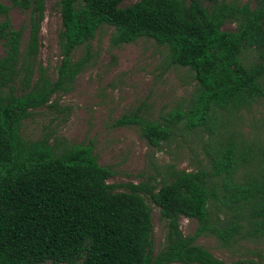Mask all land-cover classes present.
Listing matches in <instances>:
<instances>
[{"label": "trees", "instance_id": "obj_1", "mask_svg": "<svg viewBox=\"0 0 264 264\" xmlns=\"http://www.w3.org/2000/svg\"><path fill=\"white\" fill-rule=\"evenodd\" d=\"M13 1L30 11V35L22 51L23 31L13 29L8 19L0 23L5 46L0 60V264H227L198 239L211 232L229 245L246 223L253 226L252 235L264 225V165L247 180H237L239 169L251 163L252 149L234 136L208 153L209 169L174 170L161 187L128 184L129 191H118L119 185L108 182L115 172L100 165L93 143L49 136L28 141L22 126L55 94L72 91L90 57L74 61L73 53L107 25L115 30L114 46L154 39L167 49L168 66L189 69L197 81L186 110L173 112L166 123L134 115L116 126H138L156 148L180 127L208 128L214 134L221 111L245 109L264 98V0L254 9L226 0H138L125 7V0H59L61 62L55 81L37 62L45 0ZM227 22L236 30H225ZM248 47L259 52L260 61L252 66L241 59ZM146 196L169 226L167 244L158 254ZM212 206L225 218L215 219ZM181 217L199 222L194 235L183 233Z\"/></svg>", "mask_w": 264, "mask_h": 264}, {"label": "rangeland", "instance_id": "obj_2", "mask_svg": "<svg viewBox=\"0 0 264 264\" xmlns=\"http://www.w3.org/2000/svg\"><path fill=\"white\" fill-rule=\"evenodd\" d=\"M137 1L125 0L123 6ZM226 2L237 6L250 4L253 9L258 4V0ZM0 6L8 9L7 12L0 10V23L8 19L13 29L23 31L22 51H25L30 35V11L20 9L13 0H0ZM236 28L232 22L224 26L228 31ZM61 30L59 0H45L37 62L47 68L53 81L57 80L61 62ZM114 31L113 27L102 26L93 41L73 53L74 61L86 55L90 57L72 91L57 93L46 106L34 110L23 123V137L28 141L49 136L52 141L63 137L74 144L93 143L100 165L115 172L108 182L119 185L118 191H129L128 184L148 183L161 187L174 170L209 169L208 153L230 136L241 146L252 149L251 163L239 169L237 180L242 182L255 175L264 165V98L245 109L221 111L214 134L208 128L188 131L180 127L160 148L152 147L142 137L138 126H116L122 117L134 115L166 123L173 112L186 110L197 81L189 69L168 66L167 49L154 39L142 38L118 47L112 44ZM4 56L5 46L0 40V60ZM241 59L245 65L252 66L260 61L259 52L245 48ZM36 78L37 74L33 80ZM21 79L15 82L17 94L21 93ZM261 83L264 87V77ZM145 199L153 210V249L158 254L167 244L169 226L161 218L160 209L149 197ZM211 210L215 219L225 218L219 208L212 206ZM198 227L197 220L181 217L180 228L186 236L194 235ZM252 229L253 226L246 223L242 235L229 245L211 232L199 238L197 244L227 264L245 261L264 264V225L257 235H252Z\"/></svg>", "mask_w": 264, "mask_h": 264}]
</instances>
